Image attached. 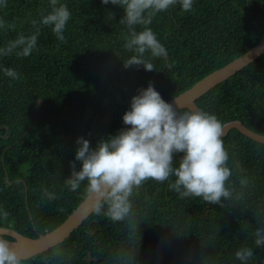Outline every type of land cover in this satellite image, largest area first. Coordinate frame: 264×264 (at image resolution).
<instances>
[{
  "label": "trees",
  "instance_id": "obj_1",
  "mask_svg": "<svg viewBox=\"0 0 264 264\" xmlns=\"http://www.w3.org/2000/svg\"><path fill=\"white\" fill-rule=\"evenodd\" d=\"M72 15L63 42L42 27L30 56L0 58L21 79L0 73V207L9 213L1 227L37 237L57 227L87 195L64 187L74 160L76 138L90 145L122 127L121 115L138 88L153 84L164 100L191 87L213 70L253 47L264 32V0H195L192 12L177 6L153 18L150 27L164 44L168 68L159 58L153 71L124 67L122 10L100 0H64ZM47 9V0H7L0 17L16 25L0 33V44L17 32L32 31L31 18ZM110 13H112V18ZM221 123L240 120L264 133V53L196 100ZM232 167L252 183L241 201L223 206L198 197L181 198L168 181L153 180L134 194L135 235L124 222L90 214L63 241L23 264H239L234 251L254 247L250 264H264V246L252 232L264 213V142L236 128L222 136ZM178 158V157H174ZM77 168L79 162H76ZM41 186L58 194L41 201ZM11 239L10 237H7ZM67 259L53 258L57 248Z\"/></svg>",
  "mask_w": 264,
  "mask_h": 264
},
{
  "label": "clouds",
  "instance_id": "obj_2",
  "mask_svg": "<svg viewBox=\"0 0 264 264\" xmlns=\"http://www.w3.org/2000/svg\"><path fill=\"white\" fill-rule=\"evenodd\" d=\"M122 10L118 23L124 25L123 49L131 55L123 66H142L153 71L152 60L168 62L169 53L150 27L159 13L176 8L192 12L195 0H100ZM7 0H0V8ZM71 11L64 0H47V9L38 18H31L32 31H19L12 39L0 44V58L15 55L28 57L37 50L42 27L50 28L56 39L65 40V29ZM112 18V13H110ZM16 25L0 17V33L15 29ZM0 73L10 81L20 80V73L0 64ZM175 101V99H174ZM122 127L115 133L98 139L90 145L88 139L77 137L74 160L69 161L70 175L64 178V187L75 192L84 186L90 197V213L103 215L113 222H124L135 235L137 214L134 194L149 180L162 183L181 198L198 197L210 204L223 206L225 201H241L252 183L247 175L238 176L239 191L230 177L233 168L244 169L239 161L229 166V152L222 139L223 125L214 113L200 107L182 108L180 104L166 102L153 84L138 88L130 97L129 107L121 115ZM174 157H178L175 158ZM76 162H79L77 168ZM41 201H54L58 194L41 186ZM9 213L0 207V221ZM252 232L255 247L264 246V213ZM254 247L244 245L234 251L239 264H250L256 256ZM69 253L62 247L52 252L53 258L67 259ZM0 264H23L9 241L0 237ZM45 264H49L45 258Z\"/></svg>",
  "mask_w": 264,
  "mask_h": 264
},
{
  "label": "water",
  "instance_id": "obj_3",
  "mask_svg": "<svg viewBox=\"0 0 264 264\" xmlns=\"http://www.w3.org/2000/svg\"><path fill=\"white\" fill-rule=\"evenodd\" d=\"M264 53V32L260 40L249 50L205 75L191 87L177 94L176 96L165 100L169 103L180 104L182 108L198 107L196 100L206 94L212 88L216 87L225 79L231 77L249 63L257 59ZM175 99V101H174ZM223 135L229 133L233 128L247 137L264 142V133L256 132L240 120H231L222 124ZM90 197L88 195L77 205V207L55 228L39 233L37 237L25 236L10 227L0 226V237L7 239L11 247L17 252L21 260L31 258L42 253L59 242L63 241L71 232L77 229L83 221L91 214L87 208ZM10 237L11 239L6 238Z\"/></svg>",
  "mask_w": 264,
  "mask_h": 264
}]
</instances>
